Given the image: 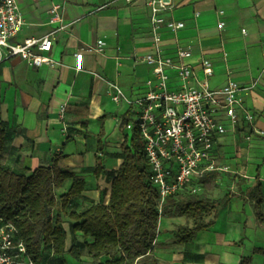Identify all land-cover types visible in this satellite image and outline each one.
<instances>
[{"label":"crops","instance_id":"crops-1","mask_svg":"<svg viewBox=\"0 0 264 264\" xmlns=\"http://www.w3.org/2000/svg\"><path fill=\"white\" fill-rule=\"evenodd\" d=\"M17 1L25 26L13 43L42 39L56 30L59 25L51 24L50 14L54 5L64 8V23L71 26L56 34L52 51L47 54L54 66L32 68L16 58L0 64V118L13 133L1 163L12 170H36L50 166L57 154H63L66 158L61 160V166L87 182L86 192L68 212L108 204L109 175L123 162L121 146L126 136L131 137L125 125L133 117L126 101L112 100L111 86L118 85L130 99L145 93L151 72L142 59L155 52L150 9L144 0ZM165 16L185 24L176 33L162 32L167 55H174L178 48L189 51L193 56L188 63L200 77L201 62L211 61L213 89L230 81L249 89L245 106L263 132L253 138L254 151L263 155L260 181L264 195V0H174L173 10ZM221 22L226 24L224 28L219 27ZM98 41L105 43L102 52L96 51ZM102 131L100 152L98 136ZM229 136L220 147L225 166L228 149L224 147ZM97 158H102L106 168L99 179L94 175ZM111 162L113 169H109ZM235 169L234 174L244 176L240 166ZM245 177L241 184L244 194H237L239 197L220 209L215 226L199 233L192 243L177 244L172 235L175 224H183L186 218H161L154 244L158 263L240 264L242 257H248L253 264H264V223L259 220L255 203H245L240 198L248 199L256 179L246 188ZM71 185L72 181H68L59 194ZM64 221L67 247L73 245L74 238L83 242V234H70L71 221ZM88 242L92 243V239ZM241 242L243 245L238 246ZM258 249L263 254L257 253ZM50 251V259L43 264H59L54 261V251ZM66 261L93 264L88 257L76 261L66 255ZM103 262L104 259L99 264Z\"/></svg>","mask_w":264,"mask_h":264},{"label":"built area","instance_id":"built-area-1","mask_svg":"<svg viewBox=\"0 0 264 264\" xmlns=\"http://www.w3.org/2000/svg\"><path fill=\"white\" fill-rule=\"evenodd\" d=\"M144 1L151 12L155 52L142 61L149 67L151 78L146 82L145 93L137 99L126 97L118 85L111 86V97L115 103L126 101L132 109L133 117L125 129L131 135L138 130L162 215L170 197L202 195L213 175L230 172L220 153L222 140L228 134L236 132L241 125L260 136L263 132L256 127L255 116L245 106L248 88L230 81L220 89H213L209 80L214 75L211 61L201 62L200 77L188 63L192 53L182 48L172 56L165 53L162 32L176 33L185 28L183 22L165 16L173 10L174 0ZM50 14L51 24L59 25L56 30L42 39L13 43L23 30L25 19L17 0H0V64L16 58L32 68L54 66L47 54L52 51L56 34L71 24L64 23L61 5H54ZM225 25L221 22L219 27ZM104 46L103 41H98L96 51L102 52ZM0 264H34L16 226L1 216Z\"/></svg>","mask_w":264,"mask_h":264},{"label":"trees","instance_id":"trees-1","mask_svg":"<svg viewBox=\"0 0 264 264\" xmlns=\"http://www.w3.org/2000/svg\"><path fill=\"white\" fill-rule=\"evenodd\" d=\"M103 131L98 136L99 151ZM13 133L0 118V216L12 222L25 243L34 264H43L54 251V261L67 264L66 255L80 261L83 257L93 264H159L154 257V244L161 218H186L193 226L179 225L172 232L177 244L192 243L199 233L213 228L218 211L226 207L237 194H227L214 203L202 195L180 194L167 199L163 214L158 211L159 197L150 182L149 166L138 130L126 136L121 146L123 162L110 173L111 190L108 204L98 203L79 212H68L74 201L87 190V182L76 173L65 170L60 162L65 155L57 154L50 166L36 170H12L1 163ZM106 173L102 158H97L94 175ZM213 175L206 188L212 186ZM68 181L71 187L62 195ZM245 203H255L258 217L264 223V195L261 181L250 191ZM213 215L211 221H206ZM68 218L72 235L83 234L84 241L73 239L67 247L68 234L64 219ZM92 239V243L88 239ZM243 242L238 246H242ZM257 253L263 254L262 250ZM240 264H253L252 258L242 257Z\"/></svg>","mask_w":264,"mask_h":264},{"label":"rangeland","instance_id":"rangeland-1","mask_svg":"<svg viewBox=\"0 0 264 264\" xmlns=\"http://www.w3.org/2000/svg\"><path fill=\"white\" fill-rule=\"evenodd\" d=\"M211 79V78H210ZM209 79V80H210ZM234 137L232 139L231 135L228 138L229 142L225 145L224 148L228 149V154L226 158V167L229 168L228 173H223L216 177L212 182V186L209 189H205L204 196L210 199L214 203L220 202L227 194H244L243 190L241 189V184L245 176L247 175L248 181L245 183V187L248 188L252 179H256L255 183L257 184V179L260 180V173H261V164L262 161L260 160L263 155L258 151H254V144L256 138H253V135H257L249 131L248 128H244L240 130L239 127L237 128L236 132H231ZM132 136V135H131ZM260 136V135H258ZM264 151V149H263ZM262 152V151H261ZM226 156V155H225ZM261 161V162H260ZM240 166V173L244 176H240L239 174H234L235 168ZM114 163H109V169H113ZM242 168V169H241ZM244 169V170H243ZM237 171V170H236ZM264 174V171H263ZM262 184V183H261ZM263 187V185H262ZM107 188L104 189L106 191ZM105 197V194H104ZM103 199V198H102ZM235 204V203H234ZM232 207V210L235 211L237 209L236 204ZM227 207V206H226ZM223 207V208H226ZM222 209V208H221ZM213 219V215L210 216L206 221H211ZM69 223V222H68ZM180 224H175V229ZM181 225H188L190 227L193 226L191 221L184 222ZM236 233L239 231V224L236 225ZM234 228V227H233ZM69 232L71 234L70 228L68 227ZM165 239H169V237H165Z\"/></svg>","mask_w":264,"mask_h":264}]
</instances>
